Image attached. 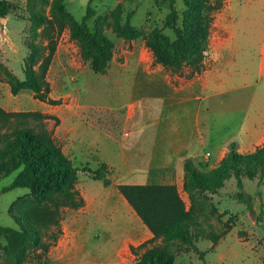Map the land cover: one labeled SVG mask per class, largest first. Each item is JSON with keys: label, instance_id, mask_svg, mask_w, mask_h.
<instances>
[{"label": "rangeland", "instance_id": "rangeland-1", "mask_svg": "<svg viewBox=\"0 0 264 264\" xmlns=\"http://www.w3.org/2000/svg\"><path fill=\"white\" fill-rule=\"evenodd\" d=\"M10 1L18 8L6 17L4 31L0 27V105L7 110H41L58 115L59 122L48 119L47 125L63 150L80 167L77 187L84 194L104 188L102 180L83 170L86 166L95 170L103 162L116 164L109 169L108 176L117 182L125 167L121 147L119 140L106 136L102 115L107 114V106L118 107L130 99V85L133 83L132 70L122 74L117 72L121 68L151 69L154 70L152 76L173 84L184 82L185 77L191 74L189 68L178 73L155 62L144 40V34L152 28L164 27L165 16L170 10L169 1H91L95 14L87 21L89 27L105 33L115 43L114 56L106 73L95 72L90 61L82 57L79 42L71 35L70 20L57 19L60 12L53 8V0ZM211 1L217 7L213 11L205 68L211 70L207 74L210 85L220 93L209 96L207 101L218 103L217 110L213 112L219 114L221 121L215 126V131L219 138H223L228 132L238 129L246 109L244 94L254 90L252 87H237L248 81L264 83V73L261 74L259 69L260 62L264 61V0ZM62 2L77 20L84 17L89 4V0ZM176 4L183 9V0H177ZM33 11L52 19L53 25L38 27L35 35L30 19ZM128 15L131 23L142 33L136 39L118 36L113 28L115 21L123 23ZM164 31L171 37L175 36L170 28L165 27ZM31 41L47 44V52L50 51L49 42L55 48L47 78L52 95L61 99L58 104L51 105L37 99L31 89H22L17 94L11 92L4 70L8 67L16 74H22V58L28 53L27 45ZM263 92L262 88L256 91L254 105L259 103L264 108ZM116 111L115 115H118L119 108ZM92 117L94 123L91 122ZM28 123L38 125L35 119ZM144 128L147 130L148 126ZM205 149L213 152V159L214 147L207 143ZM204 152L202 150L201 154ZM17 172L0 178V225L15 228L20 225L12 208L17 204L32 206L28 188L4 190ZM243 183L242 200L234 176L218 192L206 191L197 197L194 207L200 224L196 231L198 250L180 241L170 245L176 255L175 264H264V180H260V175L254 178L244 176ZM110 188L121 195L116 186ZM184 197L187 207H190L189 194L184 193ZM90 217V206L86 202L78 209L63 208V232L56 245L51 246L48 252L30 250L22 264H132L136 255L130 251V245H97L108 243L109 236L102 232L100 226L93 233L89 231ZM214 236L216 241L212 238ZM7 246V240L0 236V264H11L6 256ZM202 251L204 257L200 256Z\"/></svg>", "mask_w": 264, "mask_h": 264}, {"label": "trees", "instance_id": "trees-1", "mask_svg": "<svg viewBox=\"0 0 264 264\" xmlns=\"http://www.w3.org/2000/svg\"><path fill=\"white\" fill-rule=\"evenodd\" d=\"M89 4L81 20L75 19L65 8L62 0H53V8L60 12L59 20H70V31L80 45L81 55L90 61L95 72H108L114 56V41L101 31H93L87 21L95 14ZM170 10L164 19V27H154L144 40L151 50L154 61L178 73L189 68L191 74L202 73L205 68L206 51L209 47L213 11L217 5L211 0H183L184 7H177V0H168ZM18 6L10 0H0V16L7 17ZM35 35L37 28L53 25L54 21L39 11L30 14ZM170 28L174 37L164 31ZM113 28L118 36L136 39L142 33L131 23L128 15L122 23L117 20ZM28 53L22 58L21 72L16 74L6 67L4 70L11 92L17 94L22 89H31L34 96L50 104H58L60 98H52L51 83L47 71L55 48L31 41ZM30 119L38 125L29 124ZM48 119L60 121L58 115L41 110H7L0 105V178L18 171L13 181L4 187H26L30 190L32 206L17 204L12 213L20 227L0 225V236L7 242V258L11 264H22L30 250L41 249L48 252L56 245L62 234L63 208L78 209L85 205V197L77 187L80 167L63 150L47 125ZM206 164L197 165L192 158L184 162V190L192 204L187 207L176 184H132L120 183L118 189L129 204L153 232V237L138 245H130L136 255L132 264H175L176 255L170 245L177 241L197 249L198 219L194 201L204 192H218L226 181L235 177L239 198L244 199L243 177L260 175L264 180V145L253 151L240 152L238 143L232 141L220 163L211 168ZM94 178L108 186L112 180L108 176V164L103 162L97 169L84 167ZM47 236V238H46ZM48 237L50 239H48ZM214 241L217 237H212ZM160 240V241H158ZM204 257V252H200Z\"/></svg>", "mask_w": 264, "mask_h": 264}, {"label": "crops", "instance_id": "crops-1", "mask_svg": "<svg viewBox=\"0 0 264 264\" xmlns=\"http://www.w3.org/2000/svg\"><path fill=\"white\" fill-rule=\"evenodd\" d=\"M259 69L263 74L264 61L260 62ZM128 70H132L133 74L130 99L118 107L107 106V114L102 115L106 136L119 140L125 167L117 182L110 177L111 184L104 185L99 191L84 194L80 190L91 210L89 231L93 233L100 226L102 232L109 236L108 243L97 245H138L154 235L122 193L119 195L110 187L118 188L120 183H174L185 200L184 162L187 158H192L199 166L207 162L206 168H211L220 163L232 141L238 143L240 152H250L264 145V108L259 103L254 105L256 91L259 88L264 90V83L262 85L260 80L248 81L237 87H252L254 90L244 94L246 109L238 129L219 138L215 126L221 120L219 114L213 112L217 110L218 103L207 101L209 96L220 93L210 85L207 74L211 70L185 77L180 84L152 76L154 70L151 69L141 71L140 68H121L117 73H126ZM50 95L56 98L52 92ZM117 108L119 112L115 115ZM91 122H95L93 117ZM145 125L148 126L147 130ZM207 143L215 149L213 159V152L205 149ZM202 150H205L203 154ZM107 164L110 170L116 166Z\"/></svg>", "mask_w": 264, "mask_h": 264}, {"label": "water", "instance_id": "water-1", "mask_svg": "<svg viewBox=\"0 0 264 264\" xmlns=\"http://www.w3.org/2000/svg\"><path fill=\"white\" fill-rule=\"evenodd\" d=\"M6 20V17L2 16L1 17V23H0V27H1V31H4V28H5V21Z\"/></svg>", "mask_w": 264, "mask_h": 264}, {"label": "built area", "instance_id": "built-area-1", "mask_svg": "<svg viewBox=\"0 0 264 264\" xmlns=\"http://www.w3.org/2000/svg\"><path fill=\"white\" fill-rule=\"evenodd\" d=\"M207 154H209V152Z\"/></svg>", "mask_w": 264, "mask_h": 264}]
</instances>
